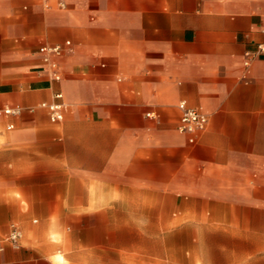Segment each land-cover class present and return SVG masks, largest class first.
<instances>
[{"label":"crops","instance_id":"0c3cea01","mask_svg":"<svg viewBox=\"0 0 264 264\" xmlns=\"http://www.w3.org/2000/svg\"><path fill=\"white\" fill-rule=\"evenodd\" d=\"M263 22L264 0H0V106L22 108L0 264H264ZM182 103L208 117L193 143Z\"/></svg>","mask_w":264,"mask_h":264},{"label":"built area","instance_id":"2783aa9c","mask_svg":"<svg viewBox=\"0 0 264 264\" xmlns=\"http://www.w3.org/2000/svg\"><path fill=\"white\" fill-rule=\"evenodd\" d=\"M264 32V22L262 24ZM52 51L56 54L61 53L60 47H55ZM264 56V41L257 45V48L254 51H249L245 55V66H250L251 63L259 58ZM51 77L55 81L61 80V74L58 70V65L56 63H51ZM61 94L56 95L57 99H61ZM183 114L180 121L179 130L182 133L189 134L191 136L190 142H194L195 139L193 135L197 132L205 130L208 124V117L204 113L200 112L197 109L187 108L184 103H182ZM43 107H46L49 110L50 118L53 122L61 121L64 117V105L61 102H54L51 104H43ZM22 113L21 107H11V106H0V115L5 116H19ZM8 129L11 130L12 126H8ZM21 238V232L18 229H14L11 235L7 238V241L14 246H18L19 240Z\"/></svg>","mask_w":264,"mask_h":264}]
</instances>
